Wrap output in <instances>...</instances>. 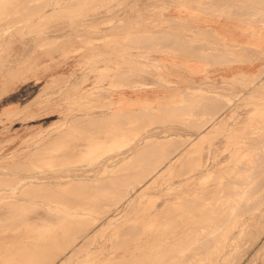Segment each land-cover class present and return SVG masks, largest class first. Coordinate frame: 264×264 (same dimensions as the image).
Listing matches in <instances>:
<instances>
[{
  "label": "rangeland",
  "instance_id": "1",
  "mask_svg": "<svg viewBox=\"0 0 264 264\" xmlns=\"http://www.w3.org/2000/svg\"><path fill=\"white\" fill-rule=\"evenodd\" d=\"M184 1L0 0V264H188V262L191 264H215L218 262V258L221 262L220 264H264V169H262V167L264 168V67L259 73L241 71L230 78L215 77L208 73L207 75L210 78L205 75L203 80L193 81V85H188L191 94L190 87H202L201 91H197V93L193 91V96L189 93L187 98L181 95L171 98V102L181 101L182 105H187L188 102L185 110H188L190 107L193 110L186 111L187 113L185 112L183 115H180L179 118H176V115L172 113L174 107L152 109L146 112L128 110L133 111L132 114L122 110L123 112H120L123 115L119 112L121 116L118 113H111L113 114L111 115L110 108H107L110 106L108 104L109 100L115 97L113 94L116 87L115 84L120 85L118 80L121 72L125 71L124 77L133 74L132 72H140L145 75L147 72V74L149 73L158 77L164 71L162 66L160 71L157 70V64L154 65V58L160 52L158 50L163 46L161 43L169 40H182L192 36L194 27L192 29L189 28L192 26V23H189L187 19H175L169 16L172 13L173 6L177 4L183 5L182 2ZM256 3L260 2L257 0L235 1L238 10H247V13L243 15L247 16V18L252 17L250 15L252 14V10L249 12L248 9L256 5ZM254 16L263 17L264 19V8L255 13ZM172 31L176 33H170ZM199 32L195 38L197 41L203 43L206 41L208 43L209 49H211L208 57L212 60L216 58L212 55L217 53L219 55L218 51H221L220 53L223 55V62L227 59L239 60L241 62L257 59L264 60V50L251 49L247 45L231 43L213 33ZM153 43L158 44L153 46ZM224 55L226 56L224 57ZM99 59L100 62H97ZM144 63L148 64V68L143 66ZM90 65L91 68L89 67ZM92 65H95V67ZM150 65L154 66L150 67ZM137 67L140 68L138 69ZM126 68L129 69L127 70ZM159 81L163 82H159V85L170 88L179 86L180 84L178 82L175 84V82L165 79ZM103 91L106 92L103 93ZM201 93L202 95L200 96ZM206 95L208 96L206 97ZM198 100H201V103ZM193 107L195 108L193 109ZM161 110L164 111L162 112ZM6 111H8V114ZM126 112L128 114H125ZM137 112L141 113L138 114ZM147 112L150 114H147ZM213 113L216 114L213 115ZM76 117L78 118L77 120ZM204 119L205 121L209 120L205 122ZM172 120L174 121L172 122ZM154 121L156 122L154 123ZM111 122L112 124L114 123L113 126ZM114 127L118 131L115 129L113 133ZM105 128L108 133L104 130ZM85 129L86 131H84ZM119 130L122 132H119ZM134 133L138 134L135 135ZM172 134L176 138H173ZM178 134H181V136H178ZM98 136H102L100 138L102 142L107 143L108 141L118 140L122 141L123 145L119 148L104 151L100 156L97 155L92 160L83 151L94 150L95 142L99 140ZM118 136L120 137L118 138ZM148 136H152L153 139H151L153 141L149 139L150 143L147 144L144 142L145 140L148 142ZM169 136L172 137L170 141ZM251 137H254L256 141ZM178 144L179 146H177ZM224 146L225 148H223ZM72 150L77 151L73 153ZM132 153L138 157L134 156L131 162L130 156L132 157ZM3 155L6 156L4 157ZM56 156L58 157L57 159ZM84 156H86V160L85 158L83 159ZM77 159L82 163H78ZM125 159L127 161H124ZM66 160L67 162H65ZM114 160L115 162H113ZM119 160L124 162V165L122 164L119 167L122 163ZM131 164H135L133 165L134 167ZM47 165H50V167ZM30 166L34 167L30 168ZM258 166L260 169H258ZM112 167H116V170ZM75 169L77 171H74ZM100 170L101 174H99ZM206 172L209 173V176H207L208 173ZM97 174L99 177L95 176ZM21 176H25L24 181L23 178L21 179ZM72 177L74 180H72ZM81 178H93L95 182L97 179L98 183H94L93 179H89L93 184L88 179L84 182L85 179L82 180ZM76 179L78 182L80 179V182L78 183ZM62 180L63 182H61ZM73 181H76L75 184L77 185H74ZM20 182H24L21 185L22 187L24 184H29V182L31 185L24 186L27 190L24 188L22 190V187H20L18 196L13 188ZM68 182L71 186L74 185L75 187L69 188L67 186L64 190L60 187L59 190L56 187L58 184H66ZM99 183L101 184L99 185ZM35 184L37 186L40 184V186L37 187ZM173 184L174 186L177 184L175 188ZM34 185L35 187H33ZM171 185L173 187H170ZM28 186H31L33 191L29 190ZM32 187L36 188V192ZM44 188L45 190H43ZM101 189L104 191H101ZM114 189L118 193H114ZM46 190L48 191L47 193ZM87 192L90 194H87ZM70 194L73 195L70 196ZM77 194L79 195L77 196ZM71 198L73 199L71 200ZM257 199L262 203L258 204L260 201L258 202ZM177 200L180 201L178 202ZM96 201L98 203H95ZM193 201L199 204L202 202V204L200 206ZM226 201L232 204L230 205ZM45 202H48V204ZM152 202L154 203L152 204ZM53 203H56L60 207ZM43 204L44 207H42ZM190 204L192 207L189 206ZM256 204L260 206L258 209ZM45 205H48V208ZM223 205L224 207H221ZM248 207H252L250 210H254L253 212L255 213L248 212ZM254 207L256 208L253 209ZM156 211H161V213L158 212L160 215ZM244 211L245 213H243ZM43 212L44 214H42ZM256 212H259L258 214L260 215L257 216ZM228 213L234 214L235 219ZM237 213L238 215L241 213L244 215L241 214L240 218ZM201 214L204 216L202 217ZM248 215H252L253 219ZM222 218H225L228 223ZM250 218L251 220H255V222L251 221ZM245 221L247 225L244 224ZM247 221L249 222V227H247ZM154 224L157 227L154 226L153 229ZM134 225H137L138 229ZM238 225L243 227H237ZM245 225L246 227H244ZM104 227L105 229H102ZM129 229H132V231ZM110 231L111 233H109ZM118 232L122 234L120 235ZM243 233L244 236L247 235L244 237ZM117 234L119 235L117 236ZM227 239H229V242ZM193 243L197 244L194 246ZM198 244L202 245L198 247ZM233 244L236 245L234 246ZM70 248H74L75 250ZM44 250H48V252ZM223 251L229 254L222 253ZM198 254L200 255L198 256ZM223 255L224 257L222 258ZM120 256L123 257L121 258ZM213 258H217L215 262H211L214 261Z\"/></svg>",
  "mask_w": 264,
  "mask_h": 264
},
{
  "label": "crops",
  "instance_id": "2",
  "mask_svg": "<svg viewBox=\"0 0 264 264\" xmlns=\"http://www.w3.org/2000/svg\"><path fill=\"white\" fill-rule=\"evenodd\" d=\"M235 1L237 0H213L209 2L207 0H185L182 2L183 5L177 4L173 6V9L171 8L172 13L169 16L175 19H187L189 23H192V26L189 27L190 29L194 27L192 36L182 40H169L161 43L163 46L158 50L160 52L154 58L155 61L161 64L164 71L158 77L149 74H147L148 77H145L144 73H138L137 75L134 73L124 77V72H121L119 81L124 83L120 82V87L115 89L113 93L115 98L119 99L121 109L128 111L152 106L155 110L159 108L158 104H160V109L164 107L165 109L178 108L177 110L173 108V113H175L176 118H179V115L190 111V109L185 110L183 107L186 105H181V101L171 102V98L179 95L184 96V98L188 96L190 92L188 93L189 88L187 86L193 85V81L203 80L208 73L215 77L228 78L241 71L259 73L264 67V60L257 59L241 62L227 59L223 62L221 51H218L219 55L218 53L212 55L216 57L215 60H212L208 57L209 52H211L208 43L206 41L205 43L197 41L195 38L200 33L199 31L209 32L228 42L231 41V43L247 45L251 49L264 50V19L263 17L254 16L255 13L264 8V0H257L260 3H256L249 9L247 8L248 11L252 10L251 18L243 16L247 13V10H238ZM170 33L176 32L172 31ZM157 44L155 43L154 46ZM141 75L147 82L146 85H142L144 79L140 78ZM138 76H140V79L134 80L135 77V79H138ZM152 77H154V80ZM158 78L180 84L171 88L162 86L159 85L158 82L160 81ZM128 82L130 83L128 84ZM135 82L139 83L136 84ZM178 103L180 106L177 105ZM173 104L175 106H172Z\"/></svg>",
  "mask_w": 264,
  "mask_h": 264
},
{
  "label": "bare ground",
  "instance_id": "3",
  "mask_svg": "<svg viewBox=\"0 0 264 264\" xmlns=\"http://www.w3.org/2000/svg\"><path fill=\"white\" fill-rule=\"evenodd\" d=\"M249 12H250V11H249ZM258 15H259V14H258ZM258 17H259V16H258ZM249 21H250V20H249ZM73 28H74V27H73ZM29 31H30V30H29ZM95 31H96V30H95ZM99 31H100V30H99ZM19 36H20V35H19ZM130 40H131V39H130ZM145 40H146V39H145ZM142 41H143V40H142ZM152 41H153V40H152ZM230 42H231V41H230ZM36 43H37V42H36ZM151 46H152V44H151ZM151 46H149V47H151ZM153 46H154V43H153ZM188 50H189V49H188ZM190 51H191V50H190ZM84 53H85V52H84ZM90 54H91V53H90ZM98 54H99V53H98ZM100 54H101V52H100ZM92 55H94V54H92ZM101 55H103V54H101ZM83 56H84V55H83ZM222 56H223V55H222ZM225 56H226V55H224V57H225ZM97 57H98V56H97ZM97 57H96V58H97ZM144 57H146V56H144ZM148 57H149V56H148ZM150 57H151V56H150ZM96 58H95V59H96ZM100 59H101V58H100ZM100 59L97 60V62H98V61L100 62ZM145 59H146V58H145ZM85 60H86V58H85ZM147 60H148V59H147ZM154 61H155V60H154ZM97 62H96V63H97ZM145 62H146V61H145ZM150 63H152V62H150ZM91 64H92V63H91ZM98 64H99V63H98ZM100 64H101V63H100ZM134 64H135V63H134ZM152 64H153V63H152ZM156 64H157L156 68H158L157 70L160 71V70L162 69L161 64H160V63L158 64V62L155 61L154 65H156ZM111 65H112V64H111ZM154 65H150V67H152V66H154ZM92 66L95 67V65H92ZM98 66H99V65H98ZM128 66H129V65H128ZM135 66H136V65H135ZM135 66H134V67H135ZM137 66H138V65H137ZM143 66H144L145 68H148V64H147V63H144ZM89 67L91 68V65H90ZM90 68H89V70H91ZM137 68H138V67H137ZM139 68H140V67H139ZM139 68H138V69H139ZM126 69H127V68H126ZM128 69H129V68H128ZM128 69H127V70H128ZM132 70H133V68H132ZM157 70H156V71H157ZM118 72H119V71H118ZM124 72H125V71H124ZM130 72H131V70H130ZM145 72H146V71H145ZM10 73H11V72H10ZM132 73L134 74V72H132ZM135 73H136V72H135ZM139 73H140V72H139ZM84 74H85V73H84ZM137 74H138V72L136 73V75H137ZM142 74H143V73H142ZM148 74H149V73H148ZM136 75H135V76H136ZM149 75H150V74H149ZM143 76H144V75H143ZM111 77H112V76H111ZM139 77H140V76H138V79H135V78H136V77H135L134 80H139L140 78H143L142 75H141L140 78H139ZM145 77H148V76H147V72H146V76H145ZM206 77H209V78H210V76H208L207 74H206ZM152 78H153V80H154V77H152ZM110 79H112V78H110ZM143 79H144V78H143ZM143 79H142V80H143ZM156 79H157V78H156ZM156 79H155V80H156ZM158 79H159V80H162V79H160V78H158ZM96 80H97V79H96ZM115 80L117 81V79H115ZM119 80H120V79H119ZM119 80H118V81H119ZM123 80H124V79H123ZM147 80H148V79H147ZM149 80H150V79H149ZM151 80H152V79H151ZM144 81H145V79H144ZM144 81H143L142 85H146V84H147V82L145 81V83H144ZM156 81H157V80H156ZM169 81H170V80H169ZM213 81H214V80H213ZM108 82H110V81H108ZM114 82H115V81H114ZM120 82H122V81H119V83H120ZM151 82H152V81H151ZM153 82H155V81H153ZM160 82H162V81H160ZM111 83H112V85H114L113 82H111ZM123 83H124V82H122V84H123ZM129 83H130V82H128V84H129ZM135 83H136V82H135ZM137 83H139V82H137ZM137 83H136V84H137ZM158 83H159V82H158ZM162 83H163V82H162ZM172 83H173V82H172ZM69 84H70V83H69ZM92 84H93V83H92ZM92 84H91V85H92ZM97 84H98V83H97ZM125 84H126V82H125ZM170 84H171V82H170ZM175 84H176V83H175ZM150 85H151V84H150ZM168 85H169V84H168ZM173 85H174V84H173ZM200 85H201V84H200ZM70 86H71V85H70ZM109 86H110V85H109ZM115 86H116L115 89H118V88L120 87V85H116V84H115ZM123 86H124V85H123ZM169 86H170V85H169ZM186 86H187V85H186ZM210 86H212V85H210ZM61 87H62V86H61ZM187 87H188V86H187ZM187 87H186V88H187ZM214 87H217V86H214ZM100 88H101V87H100ZM113 88H114V87H113ZM188 88H189V87H188ZM188 88H187V89H188ZM181 89H182V87H181ZM190 89H191V91H192V94H191L190 90L188 91V93L190 92L191 96H193V91H194V92L196 91V93H197V91H201V90H202V87H201V88H193V87L191 88V87H190ZM210 89H211V88H210ZM81 90H82V89H81ZM108 90H109V89H108ZM110 90H111V89H110ZM213 91H215V90H213ZM54 92H55V91H54ZM105 92H106V91H103V93H105ZM202 92H204V91H202ZM82 93H83V92H82ZM107 93H108V92H107ZM184 93H185V92H184ZM198 93H199V92H198ZM204 93H205V92H204ZM76 94H77V93H76ZM101 94H102V93H101ZM54 95H55V94H54ZM195 95H196V94H195ZM201 95H202V93L200 94V96H201ZM209 95H210V94H209ZM65 96H67V95H65ZM68 96H69V95H68ZM68 96H67V97H68ZM203 96H204V95H203ZM207 96H208V95H206V97H207ZM210 96H212V95H210ZM213 96H214V95H213ZM73 97L75 98V96H73ZM73 97H72V98H73ZM182 97H184V96H182ZM196 97H198V96H196ZM64 98H65V97H64ZM185 98H187V96H186ZM203 98H204V97H203ZM215 98H216V97H215ZM66 99H67V98H66ZM105 99H106V98H105ZM197 99H198V98H197ZM201 99H202V98H201ZM205 99H206V98H205ZM60 100H61V99H60ZM63 100H64V99H63ZM69 100H71V99H69ZM192 100H193V99H192ZM195 100H196V99H195ZM207 100H209V99H207ZM186 101H187V100H186ZM198 101L200 102L201 100H198ZM210 101H211V99H210ZM219 101H220V100H219ZM62 102H63V101H62ZM204 102H205V101H204ZM215 102H216V101H215ZM215 102H214V103H215ZM98 103H99V102H98ZM200 103H201V102H200ZM202 103H203V102H202ZM209 103H210V102H209ZM214 103H213V105H214ZM216 103H217V102H216ZM60 104H61V103H60ZM64 104H65V102H64ZM64 104H61V105H64ZM67 104H68V103H67ZM108 104L110 105L109 107H107V108H110V114H111V113H113V114H114V113H118L120 116H121V114L123 115V113L120 112V111H122L123 109H121V107H120V105H119V99H118L117 97H116V98H115V97H112V98L109 100V103H108ZM175 104H176V103H175ZM175 104H173L172 106H175ZM198 104H199V103H198ZM204 104H205V103H204ZM56 105H57V104H56ZM70 105H71V103H70ZM168 105H169V104H168ZM177 105L180 106L179 103H178ZM177 105H176V106H177ZM181 105H182V104H181ZM187 105H188V102H187ZM187 105H186V106H187ZM190 105H192V103H190ZM193 105H194V104H193ZM199 105H200V104H199ZM207 105H208V104H207ZM216 105H218V104H216ZM158 106H159V108H158ZM158 106H157V108L160 109V104H158ZM161 106H162V105H161ZM166 106H167V105H166ZM195 106H196V105H195ZM201 106H202V105H201ZM210 106H211V104H210ZM162 107H163V106H162ZM189 107H190V106H189ZM202 107H203V106H202ZM204 107H205V106H204ZM206 107H207V106H206ZM208 107H209V106H208ZM212 107H213V106H212ZM153 108H154V107H152V106H148V107H144V108H141V109H138V110H139V111L146 112V111H150V110H152ZM155 108H156V107H155ZM171 108H172V107H171ZM174 108H175V107H174ZM183 108H185V107H183ZM190 108H191V107H190ZM190 108H189V109H190ZM194 108H195V107H193V109H194ZM199 108H200V107H199ZM93 109H94V108H93ZM163 109H165V107H164ZM175 109H176V108H175ZM177 109H178V108H177ZM177 109H176V110H177ZM181 109H182V108H181ZM189 109H188V110H189ZM191 109H192V108H191ZM191 109H190V110H191ZM203 109H204V108H203ZM209 109H210V108H209ZM99 110H100V109H99ZM134 110H135V109H134ZM169 110H170V109H169ZM199 110H200V109H199ZM206 110H207V109H206ZM8 111H9V110H8ZM8 111H6L7 114H8ZM135 111H136V110H135ZM135 111H134V112H135ZM157 111H159V110H157ZM157 111H156V113H157ZM161 111H162V110H161ZM163 111H164V110H163ZM163 111H162V112H163ZM171 111H172V109H171ZM191 111H193V110H191ZM195 111H196V110H195ZM200 111H201V110H200ZM204 111H205V110H204ZM204 111H202V112H204ZM207 111H208V110H207ZM209 111H210V110H209ZM73 112H74V111H73ZM119 112H120L121 114H120ZM122 112H123V111H122ZM128 112H129V114H130V113H131V114L133 113V111H132V112H131V111H128ZM166 112H167V111H166ZM183 112H184V110H183ZM205 112H206V111H205ZM217 112H218V111H217ZM87 113H88V112H87ZM94 113H95V112H94ZM137 113H138V112H137ZM140 113H141V112H139L138 114H140ZM172 113H173V112H172ZM180 113H181V112H180ZM184 113H185V112H184ZM186 113H187V112H186ZM113 114H111V115H113ZM118 114H117V115H118ZM125 114H128V113L126 112ZM135 114H136V112H135ZM135 114H134V115H135ZM147 114H150V113L147 112ZM147 114H146V116H147ZM151 114H152V113H151ZM157 114H158V113H157ZM174 114H175V113H174ZM181 114H182V113H181ZM189 114H190V113H189ZM210 114L212 115V113H210ZM215 114H216V113H215ZM215 114L213 113V115H215ZM152 115H153V114H152ZM167 115H168V114H167ZM182 115H183V114H182ZM186 115H187V114H186ZM77 116H79V115H77ZM92 116H93V115H92ZM126 116H128V115H126ZM126 116H125V118H126ZM143 116H144V115H143ZM146 116H145V117H146ZM164 116H165V115H164ZM174 116H175V115H174ZM179 116H180V115H179ZM94 117H95V116H94ZM117 117L119 118V116H117ZM128 117H129V116H128ZM128 117H127V118H128ZM139 117H140V116H139ZM139 117H138V118H139ZM152 117H153V116H152ZM69 118H71V117H69ZM100 118H101V117H100ZM123 118H124V117H123ZM149 118H150V117H149ZM174 118H175V117H174ZM180 118H181V117H180ZM186 118H187V117H186ZM71 119H72V118H71ZM77 119H78V118L76 117V120H77ZM90 119H91V118H90ZM95 119H96V118H95ZM95 119H94V120H95ZM116 119H117V118H116ZM143 119H144V117H143ZM157 119H158V118H157ZM187 119H188V118H187ZM196 119H198V118H196ZM200 119H201V118H200ZM74 120H75V118H74ZM123 120L125 121V119H123ZM140 120H141V118H140ZM152 120H153V119H152ZM184 120H185V118H184ZM190 120H191V118H190ZM194 120H195V119H194ZM208 120H209V119H208ZM208 120H207V121H208ZM84 121H85V120H84ZM127 121H128V120H127ZM131 121H132V120H131ZM136 121H137V120H136ZM138 121H139V119H138ZM167 121H168V120H167ZM173 121H174V120H172V122H173ZM178 121H179V120H178ZM204 121H205V119H204ZM207 121H205V122H207ZM121 122H122V121H121ZM121 122H120V124L123 125V123H121ZM125 122H126V121H125ZM132 122H133V121H132ZM145 122H146V121H145ZM155 122H156V121H154V123H155ZM159 122L162 123L163 121H159ZM159 122H158V123H159ZM164 122H165V121H164ZM169 122H170V121H169ZM191 122H192V121H191ZM205 122H204V123H205ZM216 122H217V121H216ZM216 122H215V123H216ZM80 123H81V122H80ZM147 123H148V122H147ZM181 123H182V122H181ZM183 123H184V122H183ZM186 123H187V122H186ZM188 123H189V122H188ZM197 123H198V121H197ZM199 123H200V122H199ZM204 123H203V124H204ZM78 124H79V123H78ZM93 124H94V123H93ZM93 124H92V125H93ZM105 124H106V123H105ZM111 124H112V122H111ZM113 124H114V123H113ZM113 124H112V126H113ZM128 124H132V123H128ZM137 124H138V123H137ZM145 124H146V123H145ZM240 124H241V123H240ZM92 125H91V126H92ZM100 125H101V124H100ZM103 125H104V124H103ZM116 125H118V124H116ZM142 125H143V124H142ZM190 125H192V124L190 123ZM201 125H202V124H201ZM83 126H84V125H83ZM104 126H105V125H104ZM119 126H120V125H119ZM137 126H138V125H137ZM137 126H136V127H137ZM148 126H149V125H148ZM234 126H236V125H234ZM237 126H238V125H237ZM237 126H236V127H237ZM84 127H85V126H84ZM109 127H110V126H109ZM109 127H108V128H109ZM189 127H190V126H189ZM195 127H197V126H195ZM230 127H232V126L230 125ZM230 127H228V128H230ZM74 128H76V127H74ZM93 128H94V127H93ZM103 128H104V127H103ZM111 128H113V127H111ZM126 128H128V127H126ZM139 128H140V127H139ZM202 128H203V127H202ZM81 129L83 130V128H81ZM97 129H98V128H97ZM99 129L101 130V128H99ZM115 129H116V128L114 127V130H112L113 133L115 132ZM119 129H120V128H119ZM121 129H122V128H121ZM132 129H133V128H132ZM234 129H236V128H234ZM89 130H90V129H89ZM104 130H106V128H105ZM139 130L141 131V129H139ZM144 130H145V129H144ZM144 130H142V131H144ZM232 130H233V129H232ZM84 131H86V129H85ZM91 131H92V130H91ZM116 131H118V130L116 129ZM120 131H121V130H119V132H120ZM123 131L125 132V130H123ZM130 131H131V130H130ZM137 131H138V129H137ZM233 131H234V130H233ZM81 132H82V131H81ZM106 132H107V130H106ZM121 132H122V131H121ZM124 132H123V133H124ZM138 132H139V131H138ZM224 132H226V131H224ZM88 133H89V132H88ZM104 133H105V132H104ZM107 133H108V132H107ZM164 133H166V132H164ZM131 134H133V133H131ZM134 134L137 135L138 133H134ZM221 134H222V133H221ZM221 134H220V135H221ZM83 135H84V134H83ZM86 135H87V134H86ZM101 135H103V134L101 133ZM105 135H106V134H105ZM109 135H110V133H109ZM126 135H127V133H126ZM170 135H171V134H170ZM173 135H174V134H172V137H173ZM196 135H197V134H196ZM225 135H226V134H225ZM79 136H80V135H79ZM87 136H88V135H87ZM166 136H167V135H166ZM178 136H181V134H180V135L178 134ZM84 137H85V136H84ZM98 137H99V136H98ZM101 137H102V136H101ZM101 137H99V140H100V141L98 140L97 142H95V148H94V150L90 149V150H85V151H83V153H84L87 157L92 158V160H93L94 157H96L97 155L100 156L101 153L104 152V151H108L109 149L119 148V147H121V146L123 145V142H122V141H118V140H117V141H116V140H115V141L112 140V141L109 142V141H108L109 139H108V140H107V141H108L107 143H106V142H102L101 139H100ZM112 137H113V136H112ZM119 137H120V136H118V138H119ZM128 137H129V136H128ZM130 137H131V136H130ZM155 137H156V136H155ZM172 137L169 136V138H170L169 141L172 139ZM183 137H184V136H183ZM224 137H225V136H224ZM104 138H105V137H104ZM121 138H122V136H121ZM131 138H133V137H131ZM135 138H136V137H135ZM151 138L153 139L152 136H148V137H147L148 142L144 139V140H145L144 143H147V144L150 143L149 141L152 140ZM173 138H176V137H173ZM177 138H178V137H177ZM181 138H182V137H181ZM188 138H189V137H188ZM251 138H254V137H251ZM88 139H89V138H88ZM106 139H107V138H106ZM122 139H124V137H123ZM126 139H127V138H126ZM149 139H150V140H149ZM156 139H157V138H156ZM161 139H163V138H161ZM96 140H97V139H96ZM102 140H103V139H102ZM157 140H158V139H157ZM163 140H164V139H163ZM181 140H182V139H181ZM253 140H255V138H254ZM261 140H262V138H261ZM261 140H260V141H261ZM43 141H44V140H43ZM74 141H75V138H74ZM76 141H77V140H76ZM103 141H105V140H103ZM124 141L126 142V140H124ZM152 141H153V140H152ZM159 141H160V140H159ZM159 141H156V142H159ZM165 141H166V140H165ZM174 141H175V140H174ZM227 141H228V140H227ZM248 141H249V140H248ZM250 141H251V140H250ZM255 141H256V140H255ZM161 142H162V141H161ZM180 142H181V141H180ZM224 142H225V141H224ZM228 142H229V141H228ZM228 142H225V143H228ZM253 142H254V141H253ZM70 143H71V142H70ZM127 143H128V142H127ZM129 143H130V142H129ZM163 143H165V142H163ZM166 143H167V142H166ZM170 143H171V142H170ZM155 144H156V143H155ZM159 144L161 145V143H159ZM235 144H236V143H235ZM235 144H234V146H235ZM243 144H244V143H243ZM256 144H257V143H256ZM260 144H261V143H260ZM30 145H31V144H30ZM80 145H81V144H80ZM84 145H85V144H84ZM128 145H129V144H128ZM142 145H143V144H142ZM164 145H165V144H164ZM82 146H83V145H82ZM145 146H146V144H145ZM152 146H153V145H152ZM165 146H166V145H165ZM177 146H179V144H178ZM194 146H195V145H194ZM217 146H218V145H217ZM232 146H233V145H232ZM262 146H263V145H262ZM262 146H261V147H262ZM29 147H30V146H29ZM68 147H69V146H68ZM80 147H81V146H80ZM80 147H79V148H80ZM162 147H163V146H162ZM166 147H167V146H166ZM180 147H182V146H180ZM211 147H212V146H211ZM228 147H229V145H228ZM237 147H238V145H237ZM246 147H247V146H246ZM249 147H250V146H249ZM77 148H78V147H77ZM82 148H83V147H82ZM82 148H81V150H82ZM147 148H148V147H147ZM159 148H160V147H159ZM159 148H158V149H159ZM167 148H168V147H167ZM223 148H225V146H224ZM234 148H235V147H234ZM66 149H67V148H66ZM72 149H73V148H72ZM83 149H84V148H83ZM103 149H104V150H103ZM121 149H122V148H121ZM160 149H161V148H160ZM168 149H169V148H168ZM168 149H167V150H168ZM202 149H203V147H202ZM30 150H31V149H30ZM64 150H65V149H64ZM139 150H142V149H139ZM165 150H166V148H165ZM240 150H242V149H240ZM72 151H73V153H74V151H77V150H72ZM113 151H114V150H113ZM176 151H177V150H176ZM78 152H79V151H78ZM110 152H111V151H110ZM135 152H137V150H135ZM138 152H140V151H138ZM144 152H145V151H144ZM165 152H167V151H165ZM171 152H172V151H171ZM257 152H258V151H257ZM81 153H82V152H81ZM133 153H134V152H133ZM133 153H132V157L130 156V160H131V162H132V159L134 158V156H136V155H133ZM141 153H143V152H141ZM213 153H214V152H213ZM232 153H233V152H232ZM244 153H245V152H244ZM254 153H255V152H254ZM7 154H8V153H7ZM30 154H31V153H30ZM56 154H57V153H56ZM58 154H59V153H58ZM61 154H62V153H61ZM66 154H67V153H66ZM145 154H146V153H145ZM234 154H235V153H234ZM262 154H263V153H262ZM262 154H261V155H262ZM62 155H63V154H62ZM118 155H119V154H118ZM120 155H122V154H120ZM130 155H131V154H130ZM216 155H217V154H216ZM232 155H233V154H232ZM236 155H237V154H236ZM251 155H252V154H251ZM253 155H254V154H253ZM1 156H2V155H1ZM3 156H4V155H3ZM5 156H6V155H5ZM5 156H4V157H5ZM57 156H58V155H57ZM57 156H56V159L58 158ZM64 156H65V155H64ZM86 156H84L83 159L85 158V160H86ZM141 156H142V155H141ZM185 156H186V155H185ZM194 156H195V155H194ZM240 156H241V155H240ZM249 156H250V155H249ZM51 157H53V156H51ZM61 157H62V156H61ZM128 157H129V156H128ZM136 157H138V156H136ZM136 157H135V158H136ZM152 157H153V156H152ZM156 157H157V156H156ZM209 157H210V156H209ZM228 157H229V156H228ZM31 158H32V157H31ZM33 158H34V157H33ZM66 158H67V157H66ZM70 158H72V157H70ZM73 158H75V157H73ZM114 158H116V156H114ZM126 158H127V156H126ZM141 158H142V157H141ZM143 158H144V156H143ZM154 158H155V157H154ZM157 158H158V157H157ZM211 158H212V157H211ZM237 158H238V157H237ZM239 158H240V157H239ZM246 158H247V157H246ZM54 159H55V158H54ZM63 159L65 160V158H63ZM83 159H82V160H83ZM158 159H159V158H158ZM196 159H197V158H196ZM212 159H213V158H212ZM212 159H211V160H212ZM231 159H232V157H231ZM257 159H258V158H257ZM261 159H262V158H261ZM40 160H41V159H40ZM40 160H39V161H40ZM61 160H62V159H61ZM69 160H70V159H69ZM77 160H78V159H77ZM108 160H109V159H108ZM128 160H129V158H128ZM134 160H136V159H134ZM142 160H143V159H142ZM152 160H153V159H152ZM154 160H155V159H154ZM156 160H157V159H156ZM232 160L234 161V159H232ZM235 160H236V159H235ZM240 160H241V159H240ZM51 161H52V160H51ZM51 161H50V162H51ZM56 161H57V160H56ZM70 161H73V160H70ZM83 161H84V160H83ZM110 161H111V160H110ZM119 161H120V160H119ZM124 161H127V160L125 159ZM143 161H144V160H143ZM145 161H146V159H145ZM163 161H164V160H163ZM187 161H188V160H187ZM229 161H230V160H229ZM237 161H238V159H237ZM250 161H251V159H250ZM253 161H254V160H253ZM43 162H44V161H43ZM53 162H54V161H53ZM60 162H61V161H60ZM65 162H67V160H66ZM80 162H81V161L78 160V163H80ZM107 162H108V161H107ZM107 162H106V163H107ZM113 162H115V160H114ZM120 162H122V161H120ZM190 162H191V161H190ZM227 162H228V161H227ZM230 162H231V161H230ZM242 162H243V161H242ZM245 162H246V160H245ZM256 162H257V161H256ZM262 162H263V161H262ZM63 163H64V162H63ZM81 163H82V162H81ZM85 163H88V162H85ZM123 163H124V162H122V163L119 165V167H120ZM143 163H144V162H143ZM146 163H147V162H146ZM185 163H186V162H185ZM216 163H217V162H216ZM231 163H232V162H231ZM237 163H238V162H237ZM243 163H244V162H243ZM263 163H264V162H263ZM20 164H21V163H20ZM28 164H29V163H28ZM43 164H44V163H43ZM49 164H50V163H49ZM52 164H53V163H52ZM54 164H55V163H54ZM57 164H58V163H57ZM59 164H60V163H59ZM65 164H66V163H65ZM65 164H64V165H65ZM70 164H72V163H70ZM89 164H91V163H89ZM98 164H99V163H98ZM107 164H108V163H107ZM126 164H127V163H126ZM154 164H155V163H154ZM196 164H197V163H196ZM226 164H227V163H226ZM232 164H233V163H232ZM232 164H231V165H232ZM247 164H248V162H247ZM251 164H252V163H251ZM261 164H262V163H261ZM50 165H51V164H50ZM50 165H49V166L47 165V166L50 167ZM74 165H76V163H74ZM83 165H84V164H83ZM108 165H109V164H108ZM123 165H124V164H123ZM131 165H132V164H131ZM133 165H135V164H133ZM133 165H132V167H134ZM136 165H137V164H136ZM145 165H146V164H145ZM155 165H156V164H155ZM184 165H185V164H184ZM202 165H203V163H202ZM202 165H201V166H202ZM231 165H229V166H231ZM235 165H236V164H235ZM239 165H240V164H239ZM241 165H242V164H241ZM249 165H250V163H249ZM14 166H16V165H14ZM20 166H21V165H20ZM26 166H28V165H26ZM68 166H70V165H68ZM81 166H82V165H81ZM81 166H80V167H81ZM104 166H105V165H104ZM109 166H110V165H109ZM117 166H118V165H117ZM139 166L141 167V165H139ZM153 166H154V165H153ZM157 166H158V165H157ZM182 166H183V165H182ZM208 166H209V164H208ZM229 166H228V167H229ZM246 166H247V165H246ZM33 167H34V166H33ZM33 167L30 166V168H33ZM71 167H72V165H71ZM74 167H75V166H74ZM83 167H84V166H83ZM107 167H108V166H107ZM107 167H106V168H107ZM148 167H149V166H148ZM180 167H181V166H180ZM188 167H189V166H188ZM205 167H206V166H205ZM216 167H217V166H216ZM231 167H233V166H231ZM234 167H235V166H234ZM242 167H243V166H242ZM69 168H70V167H69ZM112 168H114V167H112ZM115 168H116V167H115ZM115 168H114V169H115ZM137 168H138V167H137ZM146 168H147V167H146ZM182 168H183V167H182ZM194 168H195V167H194ZM206 168H207V167H206ZM208 168H210V167H208ZM225 168H226V167H225ZM235 168H237V167H235ZM243 168H244V167H243ZM246 168H247V167H246ZM252 168H253V167H252ZM260 168H261V165H260ZM260 168H259V166H258V169H260ZM36 169H37V168H36ZM38 169H39V168H38ZM66 169H67V168H66ZM109 169H110V168H109ZM134 169L137 170L136 168H134ZM151 169H153V168H151ZM173 169H174V168H173ZM184 169H185V168H184ZM190 169H191V168H190ZM219 169H220V168H219ZM237 169H239V168H237ZM237 169H236V170H237ZM254 169H255V168H254ZM262 169H264V168L262 167ZM30 170H31V169H30ZM59 170H60V169H59ZM63 170H64V169H63ZM101 170H102V169H101ZM101 170H100V173H99V174H101ZM115 170H116V169H115ZM141 170H142V169H141ZM179 170H180V168H179ZM185 170H186V169H185ZM200 170H201V169H200ZM200 170H199V171H200ZM206 170H207V169H206ZM208 170H209V169H208ZM245 170H246V169H245ZM245 170H244V171H245ZM249 170H250V169H249ZM252 170H253V169H252ZM252 170H251V172H253ZM66 171H67V170H66ZM74 171H77V170L75 169ZM89 171H90V170H89ZM89 171H88V172H89ZM105 171H106V170H105ZM109 171H110V170H109ZM180 171H181V170H180ZM218 171H219V170H218ZM111 172H112V170H111ZM132 172H133V170H132ZM138 172H139V169H138ZM146 172H147V171H146ZM182 172H183V170H182ZM187 172H189V171H187ZM201 172H202V171H201ZM230 172H231V171H230ZM236 172H237V171H236ZM259 172H260V171H259ZM261 172H262V171H261ZM25 173H26V172H25ZM27 173H28V172H27ZM68 173H69V172H68ZM108 173H109V172H108ZM124 173H125V171H124ZM185 173H186V172H185ZM198 173H199V172H198ZM206 173H208V172H206ZM214 173H216V172H214ZM219 173H220V172H219ZM237 173H238V172H237ZM33 174H34V173H33ZM33 174H32V175H33ZM117 174H118V173H117ZM127 174H128V172H127ZM136 174H137V173H136ZM140 174H141V172H140ZM145 174H146V173H145ZM145 174H144V175H145ZM150 174H151V173H150ZM179 174H180V173H179ZM252 174H253V173H252ZM252 174H251V175H252ZM257 174H258V173H257ZM259 174H260V173H259ZM30 175H31V174H30ZM35 175H36V174H35ZM102 175L104 176L103 172H102ZM120 175H121V174H120ZM120 175H119V177H120ZM130 175H131V174H130ZM137 175H138V174H137ZM137 175H136V176H137ZM217 175H218V174H217ZM217 175H216V176H217ZM231 175H232V172H231ZM75 176H77V175H75ZM82 176H83V175H82ZM95 176L99 177L98 174L95 175ZM117 176H118V175H117ZM121 176H122V175H121ZM132 176H133V175H132ZM134 176H135V175H134ZM191 176H192V175H191ZM207 176H209V173L207 174ZM234 176H235V174H234ZM234 176H233V177H234ZM257 176H258V175H257ZM262 176H263V174H262ZM24 177H25V176H24ZM24 177L21 176V179L23 178V181H24ZM69 177H70V176H69ZM79 177H80V176H79ZM86 177H88V176H86ZM91 177H92V176H91ZM97 177H96V178H97ZM107 177H108V176H107ZM126 177H127V175H126ZM139 177H140V176H139ZM144 177H145V176H144ZM147 177H148V176H147ZM168 177H169V176H168ZM196 177H197V176H196ZM202 177H203V176H202ZM223 177H225V176H223ZM229 177H230V176H229ZM251 177H252V176H251ZM28 178H29V177H28ZM32 178H33V177H32ZM62 178H63V177H62ZM64 178H66V177H64ZM77 178H78V177H77ZM117 178H118V177H117ZM129 178H130V177H129ZM192 178H194V177L192 176ZM214 178H215V177H214ZM234 178H236V177H234ZM257 178H258V177H257ZM261 178H262V177H261ZM21 179H20V180H21ZM26 179H27V178H26ZM67 179H68V178H67ZM81 179H82V178H81ZM83 179H85V178H83ZM83 179H82V180H83ZM87 179H88V178H86V179L84 180V182H85ZM89 179L92 180L93 178H89ZM89 179H88V180H89ZM100 179H101V178H100ZM100 179H99V180H100ZM113 179H114V178H113ZM184 179H186V178H184ZM217 179H218V178H217ZM258 179H259V178H258ZM27 180H28V179H27ZM32 180H33V179H32ZM56 180H57V179H56ZM60 180H61V178H60ZM72 180H74L73 177H72ZM91 180H89V181H91ZM94 180H95V179L92 180L94 183H96V182L98 181L97 179H96V182H95ZM103 180H104V179H103ZM105 180H106V179H105ZM166 180H167V178H166ZM194 180H195V178H194ZM196 180H197V179H196ZM76 181L78 182L77 179H76ZM76 181H75V182L73 181V182H74V185H77V184H75ZM89 181H88V182H89ZM92 181H91V182H92ZM114 181H116V180H114ZM118 181H119V180H118ZM120 181H121V180H120ZM124 181H125V180H124ZM127 181H128V180H127ZM131 181H132V180H131ZM137 181H138V180H137ZM260 181H261V179H260ZM260 181H259V183H260ZM45 182H46V181H45ZM53 182H54V181H53ZM61 182H63V180H62ZM70 182H71V180H70ZM79 182H80V179H79ZM79 182H78V183H79ZM93 182H92V184H93ZM102 182H103V181H102ZM104 182H105V181H104ZM107 182H108V181H107ZM129 182H130V181H129ZM135 182H136V181H135ZM152 182H153V181H152ZM167 182H168V181H167ZM191 182H192V181H191ZM206 182H207V181H206ZM224 182H225V181H224ZM224 182H223V183H224ZM22 183H24V182H20V183H18L14 188L12 187L13 190H14V192H15L18 196H19V194H18L19 191H18V190H19L20 187H22V186H21ZM33 183H34V182H33ZM33 183H32V185H33ZM57 183H58V182H57ZM71 183H72V182H71ZM97 183H98V182H97ZM114 183H115V182H114ZM117 183H118V182H117ZM117 183H116V184H117ZM122 183H123V182H122ZM124 183H125V182H124ZM164 183H165V182H164ZM169 183H170V182H169ZM194 183H195V182H194ZM207 183H209V182H207ZM226 183H227V182H226ZM256 183H257V182H256ZM29 184H30V182H29ZM29 184H27V185H29ZM52 184H55V183H52ZM81 184H82V182H81ZM87 184H88V183H87ZM100 184H101V183H99V185H100ZM103 184H104V183H103ZM103 184H102V185H103ZM105 184H106V183H105ZM108 184H111V183H108ZM136 184H138V183H136ZM157 184H158V183H157ZM165 184H166V183H165ZM167 184H168V183H167ZM170 184H172V183H170ZM170 184H169V185H170ZM190 184H191V183H190ZM195 184H196V183H195ZM201 184H202V183H201ZM224 184H225V183H224ZM234 184H235V183H234ZM250 184H251V183H250ZM253 184H254V183H253ZM0 185H1V184H0ZM25 185H26V184H24V186H25ZM27 185H26V186H27ZM30 185H31V184H30ZM35 185L37 186V184H35ZM35 185H34L33 187H35ZM42 185H43V182H42ZM74 185L71 186L70 183L68 182V183H66V184H63V183H62V184H58V186H56V187H58V188L60 187V188H62V189L64 190L65 187L69 186V188H71V187H75ZM78 185H79V184H78ZM119 185H120V184H119ZM176 185H177V184H176ZM176 185H175V186H176ZM205 185H206V184H205ZM216 185H217V184H216ZM216 185H215V186H216ZM225 185H226V184H225ZM225 185H224V186H225ZM258 185H259V184H258ZM260 185H261V184H260ZM24 186L21 188L22 190L26 189ZM38 186H40V184H38ZM38 186H37V187H38ZM81 186H82V185H81ZM84 186H85V185H84ZM91 186H92V185H91ZM91 186H90V187H91ZM93 186H94V185H93ZM97 186H98V184H97ZM103 186H104V185H103ZM121 186H123V185H121ZM173 186H174V184H173ZM173 186L171 185L170 187H173ZM175 186H174V188H175ZM218 186H219V185H218ZM218 186H217V187H218ZM28 187L30 188L29 190L33 191V190L31 189V186H28ZM28 187H27V188H28ZM33 187H32V188H33ZM49 187H50V186H49ZM77 187H79V186H77ZM77 187H76V188H77ZM95 187H96V186H95ZM95 187H94V188H95ZM106 187H107V186H106ZM110 187H111V186H110ZM168 187H169V186H168ZM170 187H169V189H170ZM196 187H197V186H196ZM211 187H212V186H211ZM219 187H220V186H219ZM228 187L230 188V186H228ZM255 187H257V186H255ZM255 187H254V188H255ZM258 187H259V186H258ZM23 188H24V189H23ZM47 188H48V187H47ZM60 188H59V190H60ZM85 188H86V187H85ZM102 188H103V187H102ZM117 188H118V187H117V185H116V189H117ZM120 188H121V187H120ZM132 188H134V187H132ZM201 188H202V187H201ZM203 188H205V187H203ZM207 188H209V187L207 186ZM229 188H228V189H229ZM247 188H248V187H247ZM254 188H253V189H254ZM21 189H20V191H22ZM33 189H34V188H33ZM86 189H87V188H86ZM89 189H90V188H89ZM110 189H111V188H110ZM112 189H113V188H112ZM171 189H172V188H171ZM176 189H177V188H176ZM212 189H213V187H212ZM218 189H219V188H218ZM226 189H227V188H226ZM233 189H234V188H233ZM255 189H256V188H255ZM258 189H259V188H258ZM26 190H27V189H26ZM34 190H35V192H36V188H35ZM40 190H41V188H40ZM40 190H39V191H40ZM43 190H45V188H44ZM48 190H49V189H48ZM54 190H55V188H54ZM68 190H71V189H68ZM73 190H74V189H73ZM95 190H96V188H95ZM95 190H94V191H95ZM108 190H109V189H108ZM114 190H115V189H114ZM114 190H113V191H114ZM123 190H124V189H123ZM244 190H245V189H244ZM247 190H248V189H247ZM31 191H30V192H31ZM75 191H76V190H75ZM75 191H74V193H75ZM85 191H86V190H85ZM99 191H100V190H99ZM101 191H104V190L101 189ZM225 191H227V190H225ZM238 191H239V190H238ZM254 191H255V190H254ZM23 192H24V191H23ZM23 192H21V193H23ZM25 192H26V191H25ZM35 192H34V195H35ZM43 192H44V191H43ZM47 192H48V191L46 190V193H47ZM49 192H50V191H49ZM72 192H73V191H72ZM92 192H93V191H92ZM115 192H116V190L114 191V193H115ZM190 192H191V191H190ZM195 192H196V191H195ZM236 192H237V191H236ZM242 192H243V191H242ZM248 192H250V191L248 190ZM255 192H257V191H255ZM260 192H261V191H260ZM21 193H20V194H21ZM27 193H28V191H27ZM46 193H45V194H46ZM81 193H82V192H81ZM93 193H94V192H93ZM96 193H97V192H96ZM114 193H113V194H114ZM116 193H118V192H116ZM125 193H127V192H125ZM157 193H158V192H157ZM201 193H202V192H201ZM205 193H206V192H205ZM214 193H215V192H214ZM229 193H230V192H229ZM234 193H235V192H234ZM237 193H239V192H237ZM28 194H29V193H28ZM50 194H51V193H50ZM56 194H57V193H56ZM75 194H76V193H75ZM85 194H86V193H85ZM85 194H83V195H85ZM87 194H90V193L87 192ZM105 194H106V193H105ZM110 194H111V193H110ZM113 194H112V195H113ZM120 194H121V192H120ZM199 194H200V193H199ZM207 194H208V193H207ZM211 194H212V193H211ZM230 194H231V193H230ZM232 194H233V193H232ZM235 194H236V193H235ZM239 194H240V193H239ZM239 194H237V195H239ZM246 194H247V193H246ZM258 194H261V193H258ZM258 194H257V195H258ZM23 195H24V194H23ZM23 195H22V196H23ZM25 195H26V193H25ZM31 195H32V194H31ZM54 195H55V194H54ZM67 195H68V194H67ZM72 195H73V194H70V196H72ZM78 195H79V194H77V196H78ZM80 195H81V194H80ZM98 195H99V193H98ZM114 195H115V194H114ZM116 195H117V194H116ZM189 195H190V194H189ZM201 195H202V194H201ZM203 195H204V194H203ZM248 195H249V194H248ZM251 195H252V192H251ZM251 195H250V197H251ZM254 195H255V194H254ZM22 196H21V197H22ZM26 196L28 197V195H26ZM36 196H37V195H36ZM42 196H43V195H42ZM51 196H52V195H51ZM56 196H57V195H56ZM85 196H86V195H85ZM91 196H92V195H91ZM100 196H101V194H100ZM102 196H103V195H102ZM104 196H105V195H104ZM118 196H119V195H118ZM194 196H195V195H194ZM210 196H211V195H210ZM218 196H219V195H218ZM225 196H227V195H225ZM228 196H229V195H228ZM246 196H247V195H246ZM263 196H264V195H263ZM30 197H31V196H30ZM30 197H29V198H30ZM45 197H47V196L45 195ZM65 197H66V196H65ZM74 197H75V196H74ZM89 197H90V196H89ZM119 197H120V196H119ZM121 197H122V196H121ZM191 197H192V199H193V195H192ZM196 197H197V195H196ZM239 197H240V196H239ZM258 197H260V196H258ZM24 198H25V196H24ZM32 198H33V197H32ZM48 198H49V197H48ZM52 198H53V197H52ZM87 198H88V197H87ZM107 198H108V197H107ZM115 198H116V197H115ZM129 198H130V197H129ZM186 198H187V197H186ZM197 198H199V197H197ZM197 198H196V199H197ZM202 198H203V197H202ZM208 198H209V196H208ZM211 198H212V197H211ZM227 198H228V197H227ZM235 198H236V196H235ZM25 199H26V198H25ZM65 199H66V198H65ZM67 199H68V198H67ZM72 199H73V198H71V200H72ZM91 199H92V198H91ZM95 199H96V196H95ZM117 199H118V198H117ZM117 199H116V200H117ZM147 199H148V198H147ZM172 199H173V198H172ZM215 199H216V198H215ZM224 199H225V198H224ZM224 199H223V200H224ZM258 199H260V198H258ZM258 199H257V201H258ZM45 200H46V199H45ZM78 200H79V199H78ZM81 200H82V199H81ZM81 200H80V201H81ZM84 200H85V199H84ZM84 200H83V201H84ZM99 200H100V198H99ZM111 200H112V198H111ZM116 200H114V201H116ZM149 200H150V199H149ZM199 200H200V199H199ZM199 200H198V201H199ZM230 200H232V199H230ZM230 200H229V201H230ZM234 200H235V199H234ZM237 200H238V199H237ZM240 200H241V199H240ZM246 200H247V199H246ZM255 200H256V198H255ZM261 200H262V199H261ZM69 201H70V200H69ZM83 201H82V202H83ZM105 201H106V200H105ZM108 201H109V200H108ZM108 201H107V202H108ZM114 201H113V202H114ZM177 201H178V200H177ZM179 201H180V200H179ZM179 201H178V202H179ZM188 201H190V200H188ZM200 201H201V200H200ZM208 201H209V200H208ZM243 201H245V200H243ZM257 201H256V202H257ZM259 201H260V200H259ZM259 201H258V202H259ZM263 201H264V200H263ZM76 202H77V201H76ZM78 202H79V201H78ZM89 202H91V201H89ZM93 202H94V200H93ZM100 202H101V201H100ZM109 202H110V201H109ZM149 202H150V201H149ZM175 202H176V201H175ZM182 202H183V201H182ZM190 202H191V201H190ZM193 202H195V201H193ZM206 202H207V201H206ZM226 202H227V201H226ZM226 202H224V203H226ZM234 202H235V201H234ZM247 202H248V201H247ZM45 203H46V202H45ZM56 203H57V202H56ZM56 203H53V204L56 205ZM95 203H98V201H96ZM110 203H111V202H110ZM153 203H154V202H152V204H153ZM165 203H166V202H165ZM195 203H198V202H195ZM195 203H194V204H195ZM204 203H205V201H204ZM227 203H229V202H227ZM227 203H226L225 205H227ZM253 203H254V202H253ZM253 203H252V204H253ZM260 203H262V202L260 201L258 204H260ZM46 204H48V202H47ZM50 204H51V202H50ZM77 204H79V203H77ZM88 204H89V203H88ZM101 204H102V203H101ZM103 204H104V203H103ZM103 204H102V205H103ZM111 204H112V203H111ZM111 204H110V205H111ZM127 204H128V203H127ZM181 204H182V203H181ZM188 204H189V203H188ZM191 204H192V202H191ZM191 204L189 205L190 207H192ZM198 204H199V203H198ZM201 204H202V202H201ZM201 204H199V205L201 206ZM208 204H210V203H208ZM211 204H212V203H211ZM229 204L231 205L232 203L230 202ZM233 204H235V203H233ZM241 204H242V202H241ZM244 204H245V202H244ZM244 204H243V206H244ZM250 204H251V203H250ZM254 204H255V203H254ZM258 204H256V207L258 206L257 209L260 207ZM59 205H60V204H59ZM70 205H71V204H70ZM81 205H83V204H81ZM86 205H87V204H86ZM86 205H84V206H86ZM91 205H93V204H91ZM97 205H98V204H97ZM104 205H105V204H104ZM107 205H108V204H107ZM165 205H166V204H165ZM167 205H168V204H167ZM179 205H180V203H179ZM179 205H178V206H179ZM182 205H183V204H182ZM195 205H197V204H195ZM236 205H237V204H236ZM45 206L48 208V205H45ZM56 206H58V205H56ZM63 206H64V205H63ZM71 206H72V205H71ZM87 206H88V205H87ZM95 206H96V205H95ZM98 206H99V205H98ZM108 206H109V205H108ZM112 206H113V205H112ZM114 206H115V205H114ZM180 206H181V205H180ZM189 206H188V207H189ZM234 206H235V205H234ZM234 206H232V207H234ZM239 206H240V204H239ZM243 206H242V207H243ZM248 206H249V205H248ZM42 207H44V204H43ZM51 207H52V204H51ZM53 207H54V206H53ZM58 207H60V206H58ZM88 207H89V206H88ZM96 207H97V206H96ZM101 207H102V206H101ZM171 207H172V206H171ZM173 207H174V206H173ZM188 207H187V208H188ZM193 207H194V206H193ZM209 207H210V206H209ZM221 207H224V205L221 206ZM226 207H227V206H226ZM230 207H231V206H230ZM235 207H236V206H235ZM237 207H238V206H237ZM245 207H247V206H245ZM256 207H254L253 209H255ZM47 208H46V209H47ZM64 208H65V207H64ZM90 208H91V207H90ZM109 208H110V207H109ZM162 208H163V207H162ZM175 208H176V206H175ZM250 208L252 209V207H248V210H247V209H246V210H247L248 212H249V211L253 212L254 210H250ZM49 209H50V208H49ZM53 209H55V208H53ZM93 209H94V208H93ZM96 209H97V208H96ZM98 209H99V208H98ZM125 209H126V208H125ZM168 209H169V208H168ZM196 209H198V208H196ZM204 209H205V208H204ZM204 209H203V211H204ZM238 209H239V207H238ZM241 209H243V208H241ZM40 210H42V209L40 208ZM43 210H44V209H43ZM99 210H100V209H99ZM105 210H106V209H105ZM192 210H193V209H192ZM216 210H217V208H216ZM231 210H232V209H231ZM233 210H234V209H233ZM246 210H245V211H246ZM260 210H261V208H260ZM44 211H45V210H44ZM172 211H173V210H172ZM184 211H185V210H184ZM188 211H189V210H188ZM194 211H195V210H194ZM228 211H229V210H228ZM236 211H237V210H236ZM241 211H242V210H241ZM241 211H240V212H241ZM245 211H244L243 213H245ZM261 211H262V210H261ZM47 212H48V211H47ZM114 212H115V211H114ZM150 212H151V210H150ZM158 212L161 213V211H156V213H158ZM162 212H163V211H162ZM177 212H178V211H177ZM189 212H190V211H189ZM196 212H197V211H196ZM198 212H200V211H198ZM214 212H215V211H214ZM214 212H213V213H214ZM221 212H223V211H221ZM160 213H158V214L160 215ZM173 213H174V212H173ZM183 213H184V212H183ZM207 213H208V212H207ZM225 213H226V212H225ZM253 213H255V212H253ZM256 213H257V212H256ZM258 213H259V212H258ZM258 213H257V214H258ZM260 213H261V212H260ZM42 214H44V212H43ZM48 214H49V213H48ZM48 214H47V215H48ZM178 214H179V213H178ZM178 214H177V215H178ZM186 214H187V213H186ZM189 214H190V213H189ZM189 214H188V215H189ZM202 214H203V213H202ZM202 214H201V215H202ZM205 214H206V213H205ZM223 214H224V213H223ZM228 214H229V213H228ZM241 214H242V213H241ZM241 214H240V215H241ZM246 214H248V213L246 212ZM49 215H50V214H49ZM177 215H176V216H177ZM229 215H232V214H229ZM233 215H234V214H233ZM233 215H232V216H233ZM237 215H238V213H237ZM237 215H236V216H237ZM240 215H238V216H240ZM242 215H244V214H242ZM242 215H241V216H242ZM254 215H255V214H254ZM259 215H260V214H258L257 216H259ZM262 215H263V214H262ZM262 215H261V216H262ZM50 216H51V215H50ZM131 216H132V215H131ZM135 216H136V215H135ZM178 216H180V215H178ZM199 216H200V215H199ZM203 216H204V215H202V217H203ZM206 216H207V215H206ZM215 216H216V214H215ZM218 216H219V215H218ZM224 216H225V215H224ZM224 216H223V217H224ZM241 216H240V218H241ZM246 216H247V215H246ZM248 216H249V215H248ZM251 216H252V215H251ZM251 216H249V217H251ZM170 217H171V216H170ZM220 217H221V216H220ZM227 217H228V216H227ZM233 217H234V219H235V216H233ZM244 217H245V216H244ZM262 217H263V216H262ZM108 218H109V217H108ZM156 218H157V217H156ZM166 218H167V217H166ZM168 218H169V217H168ZM189 218H190V216H189ZM189 218H187V219H189ZM208 218H209V215H208ZM210 218H211V217H210ZM236 218H237V217H236ZM238 218H239V217H238ZM242 218H243V217H242ZM251 218H252V217H251ZM251 218H250V220H251ZM150 219H151V218H150ZM170 219H171V218H170ZM170 219H169V220H170ZM172 219H173V218H172ZM176 219H177V218H176ZM187 219H186V220H187ZM197 219H198V218H197ZM222 219L225 220V218H222ZM229 219H230V218H229ZM244 219H245V218H244ZM252 219H253V218H252ZM254 219H256V218H254ZM69 220H72V219H69ZM108 220H109V219H108ZM169 220H168V221H169ZM173 220H175V219H173ZM192 220H193V219H192ZM231 220H232V219H231ZM231 220H229V221H231ZM58 221H59V220H58ZM105 221H106V220H105ZM152 221H153V220H152ZM166 221H167V220H166ZM206 221H207V220H206ZM210 221H212V220H210ZM241 221H242V220H241ZM248 221H249V220H248ZM248 221H247V223H248V226H247V227H249V222H248ZM251 221L255 222V220H251ZM77 222H78V221H77ZM169 222H170V221H169ZM182 222H184V221H182ZM208 222H209V221H208ZM212 222H213V221H212ZM225 222H227V221L225 220ZM236 222H237V221H236ZM78 223H79V222H78ZM139 223H140V222H139ZM154 223H155V222H154ZM170 223H171V222H170ZM192 223H193V222H192ZM218 223H219V222H218ZM227 223H228V222H227ZM240 223H241V222H240ZM258 223H259V222H258ZM161 224H162V223H161ZM163 224H164V223H163ZM167 224H169V223L167 222ZM174 224H175V223H174ZM177 224H178V223H177ZM188 224H189V223H188ZM193 224H194V223H193ZM200 224H201V222H200ZM210 224H211V223H210ZM229 224H230V222H229ZM244 224H246V221H245ZM244 224H243V225H244ZM251 224H252V223H251ZM251 224H250V226H251ZM254 224H255V223H254ZM183 225H184V224H183ZM186 225H187V223H186ZM203 225H204V224H203ZM208 225H209V224H208ZM208 225H207V227H209ZM212 225H213V224H212ZM214 225H215V224H214ZM222 225H224V224H222ZM233 225L236 226L235 224H233ZM240 225H241V224H240ZM246 225H247V224H246ZM246 225H245L244 227H246ZM68 226H70V225L68 224ZM114 226H115V225H114ZM134 226H135V225H134ZM136 226H137V225H136ZM136 226H135V227H136ZM154 226H156V225H155V224L153 225V229H154ZM159 226H160V225H159ZM187 226H188V225H187ZM197 226H198V224H197ZM200 226H201V225H200ZM73 227H74V226H73ZM76 227H77V226H76ZM156 227H157V226H156ZM164 227H165V226H164ZM194 227H195V226H194ZM210 227H211V226H210ZM213 227H214V226H213ZM237 227H243V226H239V225H238ZM69 228H70V227H69ZM90 228H91V227H90ZM110 228H111V227H110ZM136 228H137V227H136ZM174 228H175V227H174ZM188 228H189V227H188ZM191 228H192V227H191ZM204 228H206V227H204ZM214 228H215V227H214ZM219 228H220V225H219ZM226 228H228V227H226ZM231 228L233 229V227H231ZM86 229H87V228H86ZM88 229H89V227H88ZM102 229H105V227L102 228ZM112 229H113V228H112ZM127 229H128V228H127ZM137 229H138V228H137ZM141 229H142V226H141ZM157 229H158V228H157ZM160 229H162V228H160ZM185 229H186V228H185ZM206 229H207V228H206ZM206 229H205V230H206ZM212 229H213V228H212ZM238 229H239V228H238ZM248 229H249V228H248ZM129 230H130V229H129ZM133 230H134V229H133ZM158 230H159V229H158ZM158 230H156V231H158ZM214 230H215V229H214ZM226 230H227V229H226ZM228 230H229V229H228ZM243 230H244V229H243ZM121 231H122V230H121ZM121 231H120V232H121ZM125 231H126V230H125ZM125 231H124V232H125ZM130 231H132V229H131ZM134 231H135V230H134ZM161 231H162V230H161ZM203 231H204V230H203ZM208 231H209V230H208ZM208 231H207V232H208ZM212 231H213V230H212ZM221 231H222V230H221ZM221 231H220V232H221ZM223 231H225V229H223ZM234 231H235V229H234ZM237 231H238V230H237ZM237 231H236V232H237ZM239 231H240V230H239ZM241 231H242V228H241ZM96 232H97V231H96ZM112 232L114 233V231H112ZM120 232H118V233H120ZM139 232H140V231H139ZM154 232H155V231H154ZM162 232H163V231H162ZM165 232H166V231H165ZM181 232H182V231H181ZM187 232H188V231H187ZM189 232H190V231H189ZM191 232H192V231H191ZM199 232H200V231H199ZM244 232H245V230H244ZM246 232H248V231H246ZM109 233H111V231H110ZM160 233H161V232H160ZM201 233H202V232H201ZM203 233L205 234V232H203ZM221 233H222V232H221ZM227 233H228V232H227ZM227 233H226V235H227ZM231 233H232V232H231ZM234 233H235V232H234ZM121 234H122V233H120V235H121ZM150 234H151V233H150ZM153 234H154V233H153ZM164 234H165V233H164ZM181 234H182V233H181ZM187 234H188V233H187ZM197 234H198V233H197ZM208 234H209V232H208ZM208 234H207V235H208ZM215 234H216V233H215ZM223 234H224V233H223ZM91 235H92V234H91ZM91 235H90V236H91ZM118 235H119V234H117V236H118ZM123 235H124V234H123ZM136 235H137V234H136ZM154 235H155V234H154ZM160 235H161V234H160ZM238 235H240V234L238 233ZM246 235H247V234H246ZM246 235H245V236H246ZM64 236L66 237V235H64ZM87 236H88V235H87ZM90 236H89V237H90ZM107 236H108V235H107ZM130 236H131V235H130ZM130 236H129V238H130ZM155 236H157V235H155ZM209 236H210V235H209ZM213 236H214V235H213ZM213 236H212V237H213ZM216 236H217V235H216ZM219 236H220V235H219ZM233 236H234V235H233ZM235 236H237V235L235 234ZM243 236H244V233H243ZM245 236H244V237H245ZM127 237H128V236H127ZM160 237H161V236H160ZM183 237H185V236H183ZM199 237H200V236H199ZM229 237H230V236H229ZM231 237H232V236H231ZM241 237H242V236H241ZM58 238H59V237H58ZM68 238H69V237H68ZM113 238H114V236H113ZM113 238H111V239H113ZM118 238H119V237H118ZM120 238H121V237H120ZM123 238H124V237H123ZM158 238H159V236H158ZM187 238H188V236H187ZM201 238H202V237H201ZM63 239H64V238H63ZM85 239H87V238H85ZM114 239H115V238H114ZM131 239H132V238H131ZM146 239H147V238H146ZM164 239H165V238H164ZM193 239H194V238H193ZM213 239H214V238H213ZM234 239H235V237H234ZM60 240H62V239H60ZM75 240H76V238H75ZM115 240H116V239H115ZM128 240H129V239H128ZM150 240H151V239H150ZM154 240H155V239H154ZM210 240H211V239H210ZM227 240H228V242H229V239H227ZM240 240H241V239H240ZM245 240H246V238H245ZM188 241H189V239H188ZM192 241H194V240H192ZM196 241H197V240H196ZM206 241H207V240H206ZM216 241H217V240H216ZM230 241H231V240H230ZM5 242H6V241H5ZM54 242H55V240H54ZM117 242H118V241H117ZM124 242H125V241H124ZM139 242H140V241H139ZM143 242H144V241H143ZM190 242H191V241H190ZM243 242H244V241H243ZM6 243H7V242H6ZM56 243H57V242H56ZM56 243H55V244H56ZM70 243H71V242H70ZM102 243H103V242H102ZM205 243H207V242H205ZM205 243H203V244H205ZM211 243H212V241H211ZM211 243H210V244H211ZM230 243H231V242H230ZM232 243H233V241H232ZM238 243H239V242H238ZM244 243H245V242H244ZM65 244H66V243H65ZM71 244H72V243H71ZM85 244H86V243H85ZM85 244H84V245H85ZM118 244H119V243H118ZM135 244H136V243H135ZM142 244H143V243H142ZM193 244H194V243H193ZM196 244H197V243H196ZM196 244H194V246H195ZM212 244H214V242H213ZM215 244H216V243H215ZM221 244H223V243L221 242ZM239 244H240V243H239ZM239 244H238V245H239ZM241 244H242V243H241ZM249 244H250V243H249ZM63 245H64V244H63ZM84 245H83V246H84ZM139 245H140V244H139ZM199 245H200V244H198L197 246L199 247ZM201 245H202V244H201ZM201 245H200V246H201ZM219 245H220V242H219ZM223 245H224V244H223ZM228 245H229V243H228ZM228 245H226V246L228 247ZM233 245H234V244H233ZM233 245H232V246H233ZM235 245H236V244H235ZM235 245H234V246H235ZM72 246H73V245H72ZM74 246H75V245H74ZM136 246H137V245H136ZM194 246H193V247H194ZM211 246H212V245H211ZM224 246H225V245H224ZM230 246H231V244H230ZM54 247H55V246H54ZM63 247H64V246H63ZM70 247H71V246H70ZM95 247H96V246H95ZM121 247H122V246H121ZM140 247H141V246H140ZM191 247H192V245H191ZM238 247H239V246H238ZM66 248H68V246H66ZM74 248H75V247H74ZM74 248H73V249H74ZM96 248H97V247H96ZM128 248H129V247H128ZM200 248H201V247H200ZM204 248H205V247H204ZM209 248H210V247H209ZM217 248H219V247H217ZM221 248H222V246H221ZM224 248H225V247H224ZM232 248H233V247H232ZM244 248H245V247H244ZM70 249H72V248H70ZM73 249H72V250H73ZM130 249H132V248H130ZM194 249H195V248H194ZM201 249H202V248H201ZM201 249H199V250H201ZM226 249H227V248H226ZM229 249H230V248H229ZM238 249H239V248H238ZM25 250H26V249H25ZM29 250H30V249H29ZM29 250H28V251H29ZM33 250H34V249H33ZM48 250H49V249H48ZM48 250H44V251L48 252ZM74 250H75V249H74ZM196 250H197V249H196ZM212 250H213V249H212ZM224 250H225V249H224ZM26 251H27V250H26ZM60 251H61V250H60ZM63 251H64V250H63ZM70 251H71V250H70ZM126 251H127V250H126ZM139 251H141V250H139ZM216 251H217V250H216ZM220 251H221V250H220ZM227 251H228V250H227ZM33 252H34V251H33ZM38 252H39V251H38ZM42 252H43V251H42ZM46 252H45V253H46ZM207 252H208V251H207ZM224 252H225V251H223L222 253H224ZM36 253H37V252H36ZM131 253H132V252H131ZM227 253H228V252H227ZM227 253L225 252V254H227ZM59 254H60V253H59ZM68 254H70V253H68ZM72 254H73V253H72ZM140 254H141V253H140ZM217 254H218V253H217ZM228 254H229V253H228ZM108 255H109V254H108ZM144 255H145V254H144ZM175 255H176V254H175ZM199 255H200V254H198V256H199ZM207 255H210V254H207ZM218 255H219V254H218ZM221 255H222V254H221ZM87 256H88V255H87ZM93 256H94V255H93ZM98 256H99V255H98ZM201 256H202V255H201ZM205 256H206V255H205ZM216 256H217V255H216ZM57 257H58V256H57ZM120 257H121V256H120ZM122 257H123V256H122ZM122 257H121V258H122ZM136 257H137V256H136ZM193 257H194V256H193ZM208 257H210V256H208ZM218 257H219V256H218ZM220 257H221V256H220ZM223 257H224V255L222 256V258H223ZM67 258H68V257H67ZM94 258H95V257H94ZM99 258H100V257H99ZM99 258H98V259H99ZM105 258H106V257H105ZM187 258H188V256H187ZM198 258H199V257H198ZM225 258H226V257H225ZM263 258H264V257H263ZM101 259H104V258H101ZM119 259H120V258H119ZM213 259H214V258H213ZM215 259H217V258H215ZM215 259H214V261H211V262H215ZM220 259H221V258H220ZM60 260H61V259H60ZM106 260H107V259H106ZM226 260H227V259H226ZM52 261H54V260H52ZM179 261H180V260H179ZM200 261H201V260H200ZM205 261H206V260H205ZM99 262H100V261H99ZM192 262H193V261H192ZM198 262H199V261H198ZM206 262H207V261H206ZM52 263H53V262H52ZM66 263H67V262H66ZM104 263H105V262H104ZM108 263H109V262H108ZM176 263H177V262H176ZM185 263H186V262H185ZM199 263H200V262H199ZM220 263H221V262H220V260H219V258H218V262L215 263V264H220ZM90 264H91V263H90ZM106 264H107V263H106ZM173 264H174V263H173ZM181 264H182V263H181ZM188 264H191V263L188 262ZM195 264H196V263H195ZM201 264H202V263H201ZM209 264H210V263H209ZM211 264H212V263H211Z\"/></svg>",
  "mask_w": 264,
  "mask_h": 264
}]
</instances>
